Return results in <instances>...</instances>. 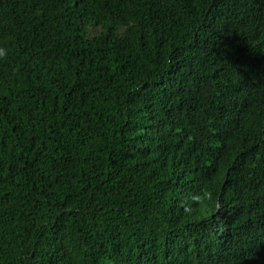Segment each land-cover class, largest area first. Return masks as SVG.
<instances>
[{
	"label": "trees",
	"instance_id": "obj_1",
	"mask_svg": "<svg viewBox=\"0 0 264 264\" xmlns=\"http://www.w3.org/2000/svg\"><path fill=\"white\" fill-rule=\"evenodd\" d=\"M0 264H264V0H0Z\"/></svg>",
	"mask_w": 264,
	"mask_h": 264
}]
</instances>
